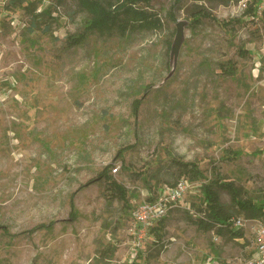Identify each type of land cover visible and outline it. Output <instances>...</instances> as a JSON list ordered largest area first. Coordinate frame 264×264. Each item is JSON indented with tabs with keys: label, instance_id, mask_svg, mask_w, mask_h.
Here are the masks:
<instances>
[{
	"label": "rangeland",
	"instance_id": "obj_1",
	"mask_svg": "<svg viewBox=\"0 0 264 264\" xmlns=\"http://www.w3.org/2000/svg\"><path fill=\"white\" fill-rule=\"evenodd\" d=\"M146 1L132 9L159 25L132 24L121 10L112 26L86 30L76 0H0V264L251 255L249 228L231 237L196 219L206 180L264 201V12L245 15L238 0ZM42 10L53 20L32 25ZM198 11L210 16L196 22ZM190 163L203 178L190 179ZM180 178L191 185L183 201L155 230L137 232L131 210ZM214 190L232 217H247L227 189Z\"/></svg>",
	"mask_w": 264,
	"mask_h": 264
},
{
	"label": "trees",
	"instance_id": "obj_2",
	"mask_svg": "<svg viewBox=\"0 0 264 264\" xmlns=\"http://www.w3.org/2000/svg\"><path fill=\"white\" fill-rule=\"evenodd\" d=\"M21 1V0H20ZM19 0H10L11 5H15L20 3ZM79 7L83 10L87 11L89 14V18L86 21V30H103L110 26H112L118 20L119 12L121 10L130 11L133 14V18L130 22H137L138 24H149L152 26L159 25V20L157 17L152 18L150 15L146 14L143 11H138L132 9V4L137 3L142 0H126L127 3H121L118 7L111 8L109 0H76ZM148 2V0L146 1ZM229 0H226L225 3L228 4ZM47 15V18L50 17V12L46 10H42L41 14L35 15L32 18L31 24L35 25L37 21V17L39 15ZM245 15L256 16L253 5H250L244 12ZM199 16L209 17L210 14L205 11H198L197 17L195 21H199ZM53 20V18H51ZM126 23V22H125ZM121 25V24H120ZM50 25H46L44 27L45 31H48ZM71 38V37H70ZM81 39V35L77 38H72L71 43L77 44ZM232 67H229L228 72L232 73ZM140 104V99L133 102V111H137ZM186 171L190 174V179H196L198 177L203 178L202 173L198 169V167L193 164H185ZM108 169V168H106ZM102 177L107 182V188L112 192L113 196L120 201L123 202L124 205L129 206L127 200V191L126 189L117 183L110 175H108L105 171L102 173ZM175 183V182H174ZM172 185V184H171ZM215 187L227 189L231 194V200L234 205L240 211H243L247 214V219H256L261 222H264V201L258 200L253 201L251 199L242 200L240 197V191L234 186L231 182H224L221 179H214L211 181H207L201 185L202 192V201L204 204V211L206 212L203 217L197 218L196 223L199 227H203L205 229H209L211 227L216 226V232L227 231L230 233L231 237H242L243 233L241 230H233L222 225H225L228 220L232 217V214L225 210L224 206L220 203L217 192L214 190ZM199 211L203 212L200 208ZM234 217V216H233ZM163 219L159 221L158 224H161ZM44 225H38L37 228H44ZM154 227L151 230H155Z\"/></svg>",
	"mask_w": 264,
	"mask_h": 264
},
{
	"label": "built area",
	"instance_id": "obj_3",
	"mask_svg": "<svg viewBox=\"0 0 264 264\" xmlns=\"http://www.w3.org/2000/svg\"><path fill=\"white\" fill-rule=\"evenodd\" d=\"M250 5H253L255 15L264 12V0H238L235 7L237 11L244 13ZM189 187L191 185L188 180L180 178L172 185L159 188L151 198L136 205L131 210L134 229L137 226V232L144 235L147 229L156 226L166 216L169 209L178 206L183 201ZM222 226L233 230L249 228L253 242L251 255L244 259H226L219 262L216 257L210 255L203 264H264V222L234 216ZM140 234L138 236L139 240L142 237ZM215 240L218 239L215 238Z\"/></svg>",
	"mask_w": 264,
	"mask_h": 264
},
{
	"label": "water",
	"instance_id": "obj_4",
	"mask_svg": "<svg viewBox=\"0 0 264 264\" xmlns=\"http://www.w3.org/2000/svg\"><path fill=\"white\" fill-rule=\"evenodd\" d=\"M170 50H171V48H170ZM171 51H172V50H171ZM171 51H170V52H171ZM170 56H171V55H170Z\"/></svg>",
	"mask_w": 264,
	"mask_h": 264
},
{
	"label": "bare ground",
	"instance_id": "obj_5",
	"mask_svg": "<svg viewBox=\"0 0 264 264\" xmlns=\"http://www.w3.org/2000/svg\"><path fill=\"white\" fill-rule=\"evenodd\" d=\"M57 93V92H56Z\"/></svg>",
	"mask_w": 264,
	"mask_h": 264
}]
</instances>
